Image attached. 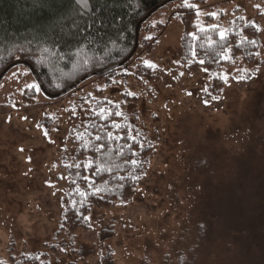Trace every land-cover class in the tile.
<instances>
[{
    "label": "rangeland",
    "instance_id": "374dc122",
    "mask_svg": "<svg viewBox=\"0 0 264 264\" xmlns=\"http://www.w3.org/2000/svg\"><path fill=\"white\" fill-rule=\"evenodd\" d=\"M189 3L152 11L129 61L63 95L32 90L38 81L24 61L8 71L0 84L2 264H264V0L193 2L198 27L224 32L241 14L261 30L256 61L227 65L217 97L206 93L213 73L187 70L181 59L180 7ZM145 61L152 75L142 72ZM99 99L120 105L151 146L149 163L132 197L93 207L86 226L65 227L73 133ZM201 219L211 225L204 233Z\"/></svg>",
    "mask_w": 264,
    "mask_h": 264
},
{
    "label": "trees",
    "instance_id": "16d2710c",
    "mask_svg": "<svg viewBox=\"0 0 264 264\" xmlns=\"http://www.w3.org/2000/svg\"><path fill=\"white\" fill-rule=\"evenodd\" d=\"M167 1L91 0L95 25L86 28L90 19L81 17L73 0H62L55 11L36 0H0V75L18 61L31 64L29 68L36 73L34 77L45 95L67 93L74 84L101 71L105 72L99 76L109 75L132 58L142 22ZM190 1L180 7L181 59L187 70L203 68L213 73L206 93L217 97L227 84L223 77L227 65L239 59L256 61L261 30L239 14L228 23L222 39L219 25L198 27L195 23L193 2L205 0ZM73 21L79 27H74ZM142 70L149 75L154 72L147 65ZM31 94L36 96L37 92ZM25 98L33 100L27 95ZM72 142L76 163L63 198L62 225L76 228L86 226V214L93 207H108L132 197L149 163L151 146L143 143L120 105L108 99H99L84 110ZM201 224L205 227L199 230H209L208 219L197 223Z\"/></svg>",
    "mask_w": 264,
    "mask_h": 264
},
{
    "label": "snow or ice",
    "instance_id": "6c2138e0",
    "mask_svg": "<svg viewBox=\"0 0 264 264\" xmlns=\"http://www.w3.org/2000/svg\"><path fill=\"white\" fill-rule=\"evenodd\" d=\"M37 3H39L41 6H48L50 7L53 11H55L56 7L58 4H60L62 2V0H36ZM90 2L91 0H73L74 5L78 6L80 8V15L81 17L87 15L90 19V22L87 23L85 25L86 28H91L94 27L95 25V19L92 18V12L94 11V9L90 8ZM211 15L215 16V13H212ZM73 26L74 27H79V24L76 21H73ZM224 32L220 33L221 38H224ZM146 39H152L151 37H146ZM253 43H255V41H253ZM201 63H203V61H201ZM145 64H147L148 67H154L155 65L149 63L148 61H145ZM15 75V73H14ZM29 87L34 90V91H38L39 90V86L36 84H32L29 85ZM121 113L117 112L116 115H120ZM26 119V117H25ZM118 127V125H117ZM45 135H47V133H45ZM21 151H23V149H21ZM135 163V162H133ZM201 229H203L205 226L203 224H201L199 226ZM193 243L195 244L196 241L193 240ZM198 247V245H196ZM0 264H2V262H0ZM185 264H194V259L193 260H188L185 262Z\"/></svg>",
    "mask_w": 264,
    "mask_h": 264
},
{
    "label": "water",
    "instance_id": "95a60500",
    "mask_svg": "<svg viewBox=\"0 0 264 264\" xmlns=\"http://www.w3.org/2000/svg\"><path fill=\"white\" fill-rule=\"evenodd\" d=\"M17 63V62H16ZM16 63H14V64H12V65H10L9 67H7L6 68V70H4V72L0 75V82H1V80H2V78L4 77V75L16 64ZM18 64V63H17ZM27 66H29L30 68H32V66H31V64H27ZM105 71H101V72H99L98 74L100 75V74H103ZM33 73H34V75H35V77L37 78V75H36V73L34 72V70H33ZM77 84H74L72 87H70L69 88V90L70 89H72V88H74L75 86H76ZM65 92H62V93H59V94H50V93H47V95L48 96H52V97H57V96H60V95H63Z\"/></svg>",
    "mask_w": 264,
    "mask_h": 264
}]
</instances>
